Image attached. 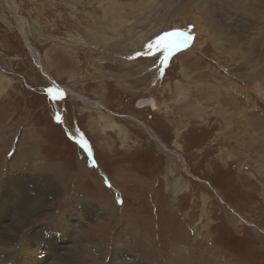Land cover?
<instances>
[{"label": "rangeland", "instance_id": "obj_1", "mask_svg": "<svg viewBox=\"0 0 264 264\" xmlns=\"http://www.w3.org/2000/svg\"><path fill=\"white\" fill-rule=\"evenodd\" d=\"M227 1L0 0V190L50 176L79 264H264V49Z\"/></svg>", "mask_w": 264, "mask_h": 264}, {"label": "bare ground", "instance_id": "obj_2", "mask_svg": "<svg viewBox=\"0 0 264 264\" xmlns=\"http://www.w3.org/2000/svg\"><path fill=\"white\" fill-rule=\"evenodd\" d=\"M244 5L240 0L227 1L224 12L216 10L214 13L217 14L215 16L217 20L214 19L212 24L216 29L215 32L218 30L217 33L222 35V39L233 40L236 47L244 44L248 50L260 51L264 49V6L257 5V3ZM244 8L253 9V11L247 13ZM261 8L263 9L259 10ZM206 17L210 19V15ZM234 52L230 51L231 54ZM34 56L36 57V54ZM39 66L41 67L40 63ZM72 95L79 98L75 93ZM84 100L88 107H95L99 110L104 107L101 102L91 103L87 99ZM111 124L113 125L112 122ZM26 182L11 174L8 175L3 189L0 190V264H79V261H75L77 260V249L71 247L70 250V246L66 244L69 237L71 242L74 239L70 231L73 227L70 224H65L64 229L53 232L47 230L44 221L33 219L34 215L43 212L47 200L57 194L58 187L51 182L50 176L43 174L36 175L33 183L27 184ZM20 195L24 196V199L18 212L16 205ZM82 206L91 213L93 210L97 211L93 204L89 206L85 202ZM52 233L54 240L50 237ZM42 249L46 251V255L39 260L36 256L42 252ZM61 249H63L62 252ZM118 254L116 249L112 250L109 256L110 264H119L116 261ZM133 264L143 263L134 261Z\"/></svg>", "mask_w": 264, "mask_h": 264}, {"label": "water", "instance_id": "obj_3", "mask_svg": "<svg viewBox=\"0 0 264 264\" xmlns=\"http://www.w3.org/2000/svg\"><path fill=\"white\" fill-rule=\"evenodd\" d=\"M26 41L28 42V39L26 38ZM27 45L29 46V44L27 43ZM135 105L137 107H142L143 105H149L151 108H155V101L153 97H140L136 100Z\"/></svg>", "mask_w": 264, "mask_h": 264}, {"label": "flooded vegetation", "instance_id": "obj_4", "mask_svg": "<svg viewBox=\"0 0 264 264\" xmlns=\"http://www.w3.org/2000/svg\"><path fill=\"white\" fill-rule=\"evenodd\" d=\"M149 106V105H148ZM150 107V106H149ZM149 117H150V115H149Z\"/></svg>", "mask_w": 264, "mask_h": 264}, {"label": "trees", "instance_id": "obj_5", "mask_svg": "<svg viewBox=\"0 0 264 264\" xmlns=\"http://www.w3.org/2000/svg\"><path fill=\"white\" fill-rule=\"evenodd\" d=\"M183 209H186L185 207Z\"/></svg>", "mask_w": 264, "mask_h": 264}, {"label": "crops", "instance_id": "obj_6", "mask_svg": "<svg viewBox=\"0 0 264 264\" xmlns=\"http://www.w3.org/2000/svg\"><path fill=\"white\" fill-rule=\"evenodd\" d=\"M96 239V238H95ZM97 240V239H96ZM98 241V240H97Z\"/></svg>", "mask_w": 264, "mask_h": 264}]
</instances>
